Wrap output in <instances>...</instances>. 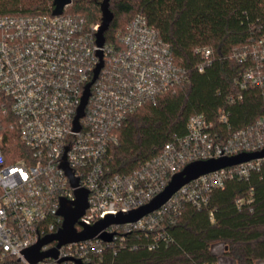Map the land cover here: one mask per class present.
I'll return each instance as SVG.
<instances>
[{
    "label": "built area",
    "instance_id": "built-area-1",
    "mask_svg": "<svg viewBox=\"0 0 264 264\" xmlns=\"http://www.w3.org/2000/svg\"><path fill=\"white\" fill-rule=\"evenodd\" d=\"M69 6L59 15H0V111L14 118L26 152L23 158L8 161L0 124V264H76L75 260L102 264L107 252L167 246L171 238L165 226L183 205L205 207L212 192L228 180L246 179L264 164L259 158L199 176L139 220L110 225L91 239L63 244L56 259L30 262L25 252L61 229L60 201L73 207L78 189L87 192V208L74 224L80 233L107 216L128 214L148 204L187 164L264 149V116L219 142L211 123L199 114L188 119L184 136H174L130 173L111 175L110 149L118 143L120 125L184 83L187 74L144 15L132 17L117 35V44L104 42L98 48L99 25L86 26L80 15L65 13ZM97 51L102 53V66L92 82L100 62ZM194 53L201 56L202 72L211 64V50L195 48ZM233 55L236 62L250 64L238 81L239 89L257 88L264 96V38ZM89 83L83 115L75 121ZM241 98L238 94L229 104ZM219 121L226 123V115ZM67 171L77 180L76 187ZM102 234H112L111 241H103ZM56 244L42 245L39 251L47 252ZM60 259L67 260L58 263Z\"/></svg>",
    "mask_w": 264,
    "mask_h": 264
},
{
    "label": "trees",
    "instance_id": "trees-1",
    "mask_svg": "<svg viewBox=\"0 0 264 264\" xmlns=\"http://www.w3.org/2000/svg\"><path fill=\"white\" fill-rule=\"evenodd\" d=\"M102 5L112 14L104 32L106 44H117L136 14L144 15L169 44L176 65L187 80L128 116L117 129L111 147V175H125L150 159L174 136L186 134L190 117L202 114L212 125L216 140L253 125L264 116V96L238 81L250 66L234 59V51L264 38L261 0H72L65 13L80 15L85 25H99ZM51 0H0V15L51 13ZM211 50V64L198 71L201 56L195 48ZM242 98L229 104L230 98ZM3 97L0 95V104ZM224 114L226 123L220 122ZM2 150L9 162L25 156L14 118L0 111ZM165 229L167 246L153 251L139 247L107 252L102 264H217L214 244L226 247L224 256L235 264H264V164L246 179L228 180L212 192L208 204L196 209L183 205Z\"/></svg>",
    "mask_w": 264,
    "mask_h": 264
},
{
    "label": "water",
    "instance_id": "water-1",
    "mask_svg": "<svg viewBox=\"0 0 264 264\" xmlns=\"http://www.w3.org/2000/svg\"><path fill=\"white\" fill-rule=\"evenodd\" d=\"M53 2V15H59L62 13L63 9L72 3V0H51ZM102 20L98 26L95 34V44L98 48H101L105 42L104 32L107 30L110 21L112 20V14H110L106 7L102 5ZM97 56L100 62L97 64L94 77L92 82L97 77V74L102 66V53L97 51ZM91 82V83H92ZM89 83L85 87L83 97L81 100L80 107L78 109V114L75 121L82 117L83 109L86 105L87 98L89 96ZM259 158H264V149L258 152L252 153H240L231 157L218 158V159H208L204 161H197L187 164L180 172L173 175L164 188L162 192L156 195L148 204L131 211L128 214H118L116 216H107L105 219L98 221L91 227H85L80 233H77L74 229V224L77 222L79 217L84 213L87 208V192L84 190L75 191V201L73 202V207L69 206L64 200L60 201V208L58 214L63 218L61 229L54 235L45 237L41 239L36 245L31 247L25 252L26 258L32 262L36 263L43 258H53L57 257V248L63 244L69 242L83 241L86 239H91L95 237L101 230L109 227L110 225L124 224L129 222H135L141 217L157 210L162 204H164L180 187L185 185L191 180L198 178L199 176L208 174L210 172L217 171L219 169L234 166L240 163H244L250 160H255ZM70 178L71 185L76 187L77 180L74 179L71 174L66 172ZM101 239L105 242H110L112 239V234H102ZM52 241H57L56 247L50 249L47 252H40L39 249L42 245L48 244ZM67 259H60L58 263L64 262ZM76 264H80V261L75 260Z\"/></svg>",
    "mask_w": 264,
    "mask_h": 264
},
{
    "label": "rangeland",
    "instance_id": "rangeland-1",
    "mask_svg": "<svg viewBox=\"0 0 264 264\" xmlns=\"http://www.w3.org/2000/svg\"><path fill=\"white\" fill-rule=\"evenodd\" d=\"M211 249L217 255L219 264H235L233 261L224 256V251L226 250V247H224L223 244L218 243L212 246Z\"/></svg>",
    "mask_w": 264,
    "mask_h": 264
},
{
    "label": "crops",
    "instance_id": "crops-1",
    "mask_svg": "<svg viewBox=\"0 0 264 264\" xmlns=\"http://www.w3.org/2000/svg\"><path fill=\"white\" fill-rule=\"evenodd\" d=\"M218 244V243H217ZM214 245H216V244H214ZM214 245H212V246H214ZM212 250V249H211Z\"/></svg>",
    "mask_w": 264,
    "mask_h": 264
}]
</instances>
